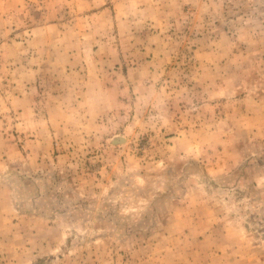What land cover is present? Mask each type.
<instances>
[{
    "label": "rangeland",
    "instance_id": "obj_1",
    "mask_svg": "<svg viewBox=\"0 0 264 264\" xmlns=\"http://www.w3.org/2000/svg\"><path fill=\"white\" fill-rule=\"evenodd\" d=\"M0 264H264V0H0Z\"/></svg>",
    "mask_w": 264,
    "mask_h": 264
}]
</instances>
